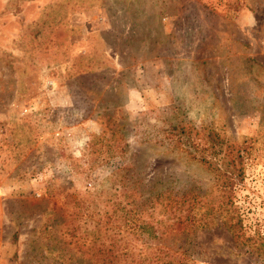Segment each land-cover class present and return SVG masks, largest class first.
Segmentation results:
<instances>
[{
  "label": "rangeland",
  "instance_id": "1",
  "mask_svg": "<svg viewBox=\"0 0 264 264\" xmlns=\"http://www.w3.org/2000/svg\"><path fill=\"white\" fill-rule=\"evenodd\" d=\"M182 125L220 169L233 144L241 181L222 193L227 175L171 141ZM102 131L122 154L97 153ZM124 167V187L225 194L236 222L188 240L125 232L133 247L264 264V0H0V264H92L89 231ZM68 195L86 198L83 218Z\"/></svg>",
  "mask_w": 264,
  "mask_h": 264
},
{
  "label": "trees",
  "instance_id": "2",
  "mask_svg": "<svg viewBox=\"0 0 264 264\" xmlns=\"http://www.w3.org/2000/svg\"><path fill=\"white\" fill-rule=\"evenodd\" d=\"M103 117L108 120L107 123L111 120L108 114ZM179 129L180 131H168L171 141L178 150L185 152L190 160L207 163L210 168L217 171L218 175H227V179L218 185L222 193L241 181L242 160L240 154L235 153L233 144L221 142L224 152L219 160L224 168L220 169L216 165L217 162L197 152L196 140L204 137L200 131H185L183 125ZM105 132L102 131L99 140L104 142L106 149L97 153L105 152L106 158L122 154L123 145L119 144V135H116L115 131H111L110 135H106ZM204 134L211 133L209 131ZM182 136L188 137L189 146H193L195 151L181 148L186 145L181 141ZM89 152L95 155L96 150L91 149ZM124 170L127 168H119L112 173V179L114 181L117 179L118 185L122 187L119 188L121 198H105L100 217L93 222V227L89 231L91 239L87 250L91 252L92 264H184L183 258L163 246H156L151 250L150 247L136 249L127 242L124 233H138L153 241L169 233L185 234L188 240L189 235L198 229L218 224L219 218L228 230H233L235 227L236 222L231 221L232 200L225 194L215 198L209 192L204 194L193 187L176 193L171 187L165 186V183L157 187L155 181L150 183L148 189L139 191L135 183L124 187ZM68 197L72 199L76 209L72 213L73 219L83 218V210L88 209L86 198L74 199L71 195ZM157 215H161V218H157ZM77 226L74 223V227L71 228L72 233H75Z\"/></svg>",
  "mask_w": 264,
  "mask_h": 264
}]
</instances>
